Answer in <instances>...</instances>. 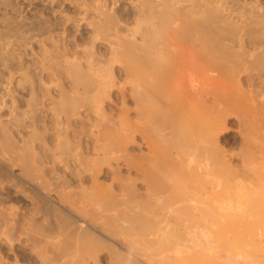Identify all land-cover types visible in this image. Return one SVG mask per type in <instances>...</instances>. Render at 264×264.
Instances as JSON below:
<instances>
[{
	"label": "bare ground",
	"instance_id": "6f19581e",
	"mask_svg": "<svg viewBox=\"0 0 264 264\" xmlns=\"http://www.w3.org/2000/svg\"><path fill=\"white\" fill-rule=\"evenodd\" d=\"M0 264H264V0H0Z\"/></svg>",
	"mask_w": 264,
	"mask_h": 264
},
{
	"label": "rangeland",
	"instance_id": "374dc122",
	"mask_svg": "<svg viewBox=\"0 0 264 264\" xmlns=\"http://www.w3.org/2000/svg\"><path fill=\"white\" fill-rule=\"evenodd\" d=\"M25 1V0H24ZM22 5H25V2H23V4ZM33 6V5H32ZM30 7L31 6H27L26 8L27 9H30ZM230 130H232V131H234V128L232 127ZM232 137H233V135H231V134H229L228 136H226V137H224L223 138V140H224V142L227 144L226 145V148H229L228 146H229V144H228V141L230 140L231 142H232ZM230 142V143H231ZM232 147H230V149H231ZM233 150H232V152H234V150H235V152H237L238 150L237 149H235V148H232ZM237 150V151H236ZM230 152H231V150H230Z\"/></svg>",
	"mask_w": 264,
	"mask_h": 264
}]
</instances>
